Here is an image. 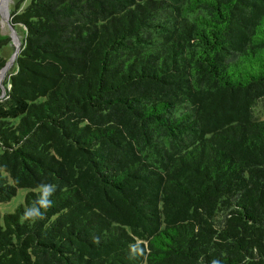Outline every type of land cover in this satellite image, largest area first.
Returning <instances> with one entry per match:
<instances>
[{
  "label": "trees",
  "instance_id": "16d2710c",
  "mask_svg": "<svg viewBox=\"0 0 264 264\" xmlns=\"http://www.w3.org/2000/svg\"><path fill=\"white\" fill-rule=\"evenodd\" d=\"M10 22L0 201L28 190L0 264H264V0H30Z\"/></svg>",
  "mask_w": 264,
  "mask_h": 264
},
{
  "label": "rangeland",
  "instance_id": "374dc122",
  "mask_svg": "<svg viewBox=\"0 0 264 264\" xmlns=\"http://www.w3.org/2000/svg\"><path fill=\"white\" fill-rule=\"evenodd\" d=\"M30 2V0H0V38L1 39H9L10 42L4 44L2 46V53L5 55L10 54L11 50L17 48L19 45L20 35L16 34L15 30L9 25L10 19H11V12H13L16 7L23 8L25 5H27ZM12 46V47H11ZM12 59V56L10 59H8V62L3 67H6V71L3 72L0 71V80L2 81L3 78L7 75V72L11 70V64L9 63ZM256 114L260 117L264 118V107H261L257 109ZM27 188L21 187L18 189L17 193L12 196L7 201H0V211L2 213L6 211H12L15 209V207L22 201H24L25 194L27 192Z\"/></svg>",
  "mask_w": 264,
  "mask_h": 264
},
{
  "label": "clouds",
  "instance_id": "9594fccd",
  "mask_svg": "<svg viewBox=\"0 0 264 264\" xmlns=\"http://www.w3.org/2000/svg\"><path fill=\"white\" fill-rule=\"evenodd\" d=\"M53 191V189L50 186H46L45 187V198L40 200V205L44 208H47L48 206H50V202L46 199L47 195H49L51 192ZM42 213L36 209V208H31L29 210L26 211L25 213V217L29 218V217H41Z\"/></svg>",
  "mask_w": 264,
  "mask_h": 264
},
{
  "label": "water",
  "instance_id": "95a60500",
  "mask_svg": "<svg viewBox=\"0 0 264 264\" xmlns=\"http://www.w3.org/2000/svg\"><path fill=\"white\" fill-rule=\"evenodd\" d=\"M9 25L13 28V26L11 25V23ZM19 49H20V43H19V46H17L15 52L13 53L12 59H11V61L9 63H12L13 62V60H14L15 56L17 55Z\"/></svg>",
  "mask_w": 264,
  "mask_h": 264
},
{
  "label": "bare ground",
  "instance_id": "6f19581e",
  "mask_svg": "<svg viewBox=\"0 0 264 264\" xmlns=\"http://www.w3.org/2000/svg\"><path fill=\"white\" fill-rule=\"evenodd\" d=\"M18 46H19V45H18ZM5 71H6V70H5ZM5 71H4V72H5Z\"/></svg>",
  "mask_w": 264,
  "mask_h": 264
}]
</instances>
